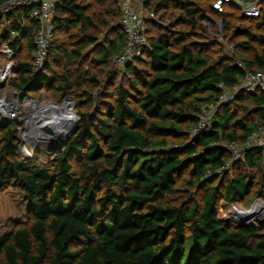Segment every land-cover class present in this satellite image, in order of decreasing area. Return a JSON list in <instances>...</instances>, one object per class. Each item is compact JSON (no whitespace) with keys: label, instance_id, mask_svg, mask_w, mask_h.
<instances>
[{"label":"trees","instance_id":"16d2710c","mask_svg":"<svg viewBox=\"0 0 264 264\" xmlns=\"http://www.w3.org/2000/svg\"><path fill=\"white\" fill-rule=\"evenodd\" d=\"M90 1L105 6L109 0ZM142 1L156 13L177 16L169 24L147 21L148 45L122 68L128 84L116 83L112 72L106 83L112 90H100L97 98L90 91L101 86L97 69L114 66L125 44L117 0L115 10H107L112 24L100 49L89 34L96 29L90 4L58 0L53 40L38 73L36 22L26 19L13 38L8 85L21 96L46 89L71 97L80 121L41 166L19 151L21 122L0 117V191L18 188L28 214L0 233V264H264V214L254 226L219 218H228L232 203L263 196L264 148L246 150L218 172L230 154L217 144L242 141L264 125L258 89L218 103L220 84L232 86L245 70L264 71V36L251 27L264 26V0L257 17L233 4L219 12L213 0ZM209 14L248 25L234 30L244 37L236 43L239 61L224 55L213 60L209 46L198 41ZM5 18L0 15V46L10 40ZM61 33L70 35L69 46L60 42ZM88 46L96 52L92 59L83 53ZM211 105L217 106L211 126L191 136L198 114ZM72 118L71 112L69 125ZM242 162L248 171L226 178ZM182 174L203 191L200 202L179 183Z\"/></svg>","mask_w":264,"mask_h":264},{"label":"built area","instance_id":"2783aa9c","mask_svg":"<svg viewBox=\"0 0 264 264\" xmlns=\"http://www.w3.org/2000/svg\"><path fill=\"white\" fill-rule=\"evenodd\" d=\"M57 1L4 0L0 3V15L8 17L4 19V23L8 27L10 35V40L3 42L0 46V83L4 82V86L8 85V81L14 76L13 56L15 50L11 42L14 37L19 36L26 28V19H31L37 24L33 40V70L35 73L41 71L53 40L54 10ZM237 1L213 0L212 8L221 12L227 4H233L239 8L241 14L244 16L257 17L259 15L260 1H253L241 6ZM117 2L120 9L118 24L125 35V44L122 50L113 57L112 61L115 66L123 68L132 59L139 57L144 48H146L148 45L146 36L147 21H157L160 14L145 8L142 0H117ZM23 10H25V13L18 14L19 11ZM4 86L0 88V91ZM219 87L222 89V95L218 103L229 101L240 90L253 91L258 89L264 95V71L245 70L244 75L232 86L227 87L220 84ZM33 101L36 100L30 96H21L19 90H13L0 95V117L21 122L19 129L21 139L19 151L21 154H24L21 151V144L24 132L26 131L24 117L30 103ZM23 110H25L24 114H22ZM216 111L217 106L211 105L200 112L195 124L189 130L190 135L192 136L201 130L208 129L211 126L212 117ZM217 144L224 147L230 154L218 172L229 170L233 162L240 159L246 150L254 147L264 148V125L258 126L253 133L249 134L242 141L219 142ZM253 207L257 208L255 209L256 216L252 219V223L256 225V221L264 214V189L263 196L254 198L248 208L241 207L237 203H232L228 210L231 208L250 210ZM247 223L249 224L250 222Z\"/></svg>","mask_w":264,"mask_h":264},{"label":"rangeland","instance_id":"374dc122","mask_svg":"<svg viewBox=\"0 0 264 264\" xmlns=\"http://www.w3.org/2000/svg\"><path fill=\"white\" fill-rule=\"evenodd\" d=\"M85 2L90 4V14L96 24V29L93 30L89 34H93L94 36H96L97 42L100 45L98 49H100L102 43L105 40V37L107 36V30L109 26L112 24V20L107 14V10H115L114 0H109L105 4V6L97 5L91 2L90 0H85ZM237 3L240 6L245 5V3L240 0H238ZM159 14L160 15L156 21L157 24H167V23L169 24L173 21V18L177 16V15L172 16L170 12H167V13L161 12ZM209 20L210 22L208 21L201 22V25L204 28L203 30L204 35L198 41L203 42L209 46L208 54L211 56L213 60H215L218 57H222L224 55L229 59H235L237 61L238 60L237 55H239V53L242 52V50L240 47L236 46V43L244 39V37L236 36L234 34V30L240 26L247 27L248 25L241 23L237 18H234V17H225L223 19L218 16H214L213 14H209ZM251 27L254 32H256L257 34H263L264 36V26L257 27L253 25ZM58 37L61 38L60 42H64L63 45L69 46V42L71 40L70 35L66 33H61L58 35ZM81 38L82 40L87 39V37L84 34H82ZM83 53L88 57V59H92L94 58L96 52L94 49H92V46H88L83 50ZM107 69L108 68L102 69V67H99L97 69L98 72L96 73L98 74V78L101 81V86H99L97 90L95 89L96 91L90 90L92 96H95V98H97L98 96L97 93L100 90H103V91L112 90V86L106 85L107 80H108L107 76L108 74H112V72L115 74L116 83L122 82L123 84H128L130 75L127 73L124 74L122 68L114 65L108 69L110 72H107L108 71ZM13 90L14 89H12L9 85H6L0 91V95L3 93H9L10 91H13ZM32 98L36 100L37 105L38 104L59 105V104H63L66 97L64 99H60L55 96L53 90L43 89L41 91L33 93ZM76 107L77 106L74 100L72 99V116L74 115L75 119L73 120L72 118L70 120V125L68 124L69 129H72L73 126L76 127L78 122L80 121V116H78L76 112ZM34 109H36V106L34 107ZM24 112L25 110H23L22 114H24ZM27 113L28 111L26 112V114ZM34 122H35V125L39 126L38 124H41L40 122H42V120L35 119ZM28 133H29L28 135L30 138L27 141V145L23 140L22 151L25 153V155L28 156L29 159H31L36 164L41 165V166L48 165L47 164L49 162L48 159L60 150L61 143L56 142V141H51L50 139H45V138L42 139L40 137H34L32 135L35 132L33 129L31 130V128ZM240 170L248 171L243 162L241 164L240 169L233 168L232 170H230L227 173L226 178H232V176L237 174V172ZM263 171H264V164L261 166V172ZM179 183L181 184L182 187H186L189 189V192H191L190 197L193 200L200 202L201 197L203 195V191L197 190L196 188L189 186L190 184L188 183L186 175L184 174L180 175ZM261 185H262V182H261V179H259V185L257 187H260ZM249 205L250 204L246 202L240 203V206L244 208H248ZM253 217L251 218L250 222H252ZM219 218L226 219L231 224L237 223V221L224 218V216H221V214H219ZM27 219H28V214L26 211L25 200L22 197L20 190L15 187H9L6 190L0 191V233L9 229L14 223L25 222Z\"/></svg>","mask_w":264,"mask_h":264},{"label":"bare ground","instance_id":"6f19581e","mask_svg":"<svg viewBox=\"0 0 264 264\" xmlns=\"http://www.w3.org/2000/svg\"><path fill=\"white\" fill-rule=\"evenodd\" d=\"M36 106V109L34 107ZM72 102L70 100L64 101L63 104H50V105H42L38 104L36 101L30 103L28 107V113L25 114V128L26 133L24 132L22 142L27 145V141L29 140V131L34 130V137H40L45 139H50L51 141L58 135L62 134L65 135L69 133L71 129H69L68 121L71 116L72 112ZM42 120L39 126L35 125L34 120ZM37 124V123H36ZM48 129L52 131L49 132ZM21 151H22V144H21ZM23 152V151H22ZM24 153V152H23ZM25 154V153H24ZM256 207H253L250 210H240V209H229L228 211V218L233 221H240L245 220L247 222L251 221V218L255 214ZM254 216V217H255ZM253 217V218H254Z\"/></svg>","mask_w":264,"mask_h":264},{"label":"water","instance_id":"95a60500","mask_svg":"<svg viewBox=\"0 0 264 264\" xmlns=\"http://www.w3.org/2000/svg\"><path fill=\"white\" fill-rule=\"evenodd\" d=\"M4 86V82L0 83V88ZM67 100H70L72 102V99L71 97H66L64 101H67ZM72 108V107H71ZM77 118V116H76ZM77 121V119H76ZM75 126L72 127V129L70 130L69 133H66L65 135H62V134H58L52 141H56V142H60L62 146L66 140L70 137V135H72L75 131ZM48 131H52L51 129H48ZM232 225H239V226H243V225H250V226H254V224L252 222H250L249 224L247 223V221L245 220H240V221H237L236 224H232Z\"/></svg>","mask_w":264,"mask_h":264},{"label":"crops","instance_id":"0c3cea01","mask_svg":"<svg viewBox=\"0 0 264 264\" xmlns=\"http://www.w3.org/2000/svg\"><path fill=\"white\" fill-rule=\"evenodd\" d=\"M242 2H244L245 4L253 2V1H261V0H240Z\"/></svg>","mask_w":264,"mask_h":264}]
</instances>
